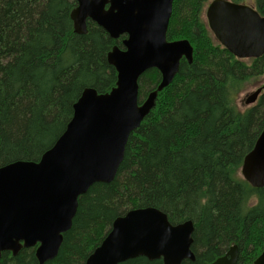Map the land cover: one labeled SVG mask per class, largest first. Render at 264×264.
Returning a JSON list of instances; mask_svg holds the SVG:
<instances>
[{
  "label": "trees",
  "instance_id": "obj_1",
  "mask_svg": "<svg viewBox=\"0 0 264 264\" xmlns=\"http://www.w3.org/2000/svg\"><path fill=\"white\" fill-rule=\"evenodd\" d=\"M208 1L173 0L166 39L187 40L192 62L180 61L130 134L113 182L79 197L57 257L45 264H83L115 218L146 207L171 224L193 222L195 261L183 264H211L233 245L236 264H253L264 250V187L253 189L240 176L264 125V93L243 111L235 105L245 86L264 76V55L239 60L222 48L202 18ZM75 6V0H0V167L37 162L64 132L85 88L103 94L115 86L106 58L120 40L92 22L86 35L75 34ZM254 8L264 16V0ZM159 81L155 69L139 78V102ZM0 264L38 262L34 249H22L14 257L3 253ZM120 264L162 262L139 257Z\"/></svg>",
  "mask_w": 264,
  "mask_h": 264
},
{
  "label": "water",
  "instance_id": "obj_2",
  "mask_svg": "<svg viewBox=\"0 0 264 264\" xmlns=\"http://www.w3.org/2000/svg\"><path fill=\"white\" fill-rule=\"evenodd\" d=\"M70 12L73 32L87 34V23L110 39L121 40L107 54L116 72L107 93L85 88L72 106L64 132L37 162L16 161L0 167V258L34 249L38 264L57 257L63 235L71 229L78 199L97 183L110 184L123 161L128 138L155 106L158 93L179 71L180 61L192 62L187 40L167 41L173 0H75ZM216 42L239 60L264 55V16L255 8L230 0H211L205 10ZM155 69L160 81L139 102V78ZM264 85L244 99L254 105ZM241 178L253 189L264 187V125L253 148L244 156ZM194 225L171 224L152 208H136L113 220L100 244L83 264H120L135 258L162 264L195 261L191 251ZM238 250L211 264H236ZM253 264H264V250Z\"/></svg>",
  "mask_w": 264,
  "mask_h": 264
},
{
  "label": "rangeland",
  "instance_id": "obj_3",
  "mask_svg": "<svg viewBox=\"0 0 264 264\" xmlns=\"http://www.w3.org/2000/svg\"><path fill=\"white\" fill-rule=\"evenodd\" d=\"M211 0H209L207 2V4L204 6L203 8V15H202V18L206 21L205 19V10H206V7L208 5V3L210 2ZM243 3L245 5H248V6H251V7H255V0H244ZM264 85V76L261 77L257 82H253V83H250L248 85L245 86V90L236 98L235 100V105L237 106V108L241 111L245 110L246 107L244 105V99L249 95L251 94L252 92H254L258 87ZM143 101V100H142ZM255 105V104H254Z\"/></svg>",
  "mask_w": 264,
  "mask_h": 264
},
{
  "label": "flooded vegetation",
  "instance_id": "obj_4",
  "mask_svg": "<svg viewBox=\"0 0 264 264\" xmlns=\"http://www.w3.org/2000/svg\"><path fill=\"white\" fill-rule=\"evenodd\" d=\"M123 38H125V37H121V38L119 39V40H120V43H121V40H122ZM262 94H263V93H262ZM227 251H228V250H227ZM227 251H226V252H227ZM226 252H224V254H223L222 256H224V255L226 254ZM222 256H221V257H222Z\"/></svg>",
  "mask_w": 264,
  "mask_h": 264
}]
</instances>
